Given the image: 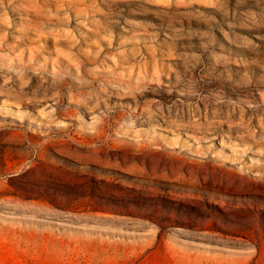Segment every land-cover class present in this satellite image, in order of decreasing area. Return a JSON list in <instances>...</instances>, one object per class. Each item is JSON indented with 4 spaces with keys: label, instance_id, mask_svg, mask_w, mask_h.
<instances>
[{
    "label": "rangeland",
    "instance_id": "374dc122",
    "mask_svg": "<svg viewBox=\"0 0 264 264\" xmlns=\"http://www.w3.org/2000/svg\"><path fill=\"white\" fill-rule=\"evenodd\" d=\"M0 264H264V0H0Z\"/></svg>",
    "mask_w": 264,
    "mask_h": 264
}]
</instances>
